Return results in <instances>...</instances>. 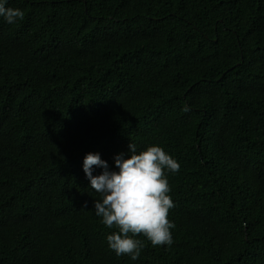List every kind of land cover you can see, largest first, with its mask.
Instances as JSON below:
<instances>
[{
	"label": "trees",
	"instance_id": "trees-1",
	"mask_svg": "<svg viewBox=\"0 0 264 264\" xmlns=\"http://www.w3.org/2000/svg\"><path fill=\"white\" fill-rule=\"evenodd\" d=\"M7 6L24 17H0V264H264V0ZM131 142L181 165L173 243L141 234L136 260L108 247L82 167Z\"/></svg>",
	"mask_w": 264,
	"mask_h": 264
},
{
	"label": "clouds",
	"instance_id": "clouds-1",
	"mask_svg": "<svg viewBox=\"0 0 264 264\" xmlns=\"http://www.w3.org/2000/svg\"><path fill=\"white\" fill-rule=\"evenodd\" d=\"M7 5L8 0H0V17L5 22L23 19V9ZM113 159L114 168L99 151H90L82 165L88 186L99 193L94 201L96 216L105 226L117 229L106 236L108 247L117 256L136 260L145 246L137 238L141 234L153 246H170L175 222L169 219V210L175 204L167 174L180 169L178 159L160 144L138 150L132 142L127 152L115 153ZM96 168L102 171L94 174Z\"/></svg>",
	"mask_w": 264,
	"mask_h": 264
}]
</instances>
